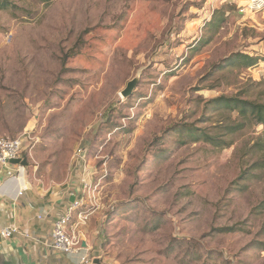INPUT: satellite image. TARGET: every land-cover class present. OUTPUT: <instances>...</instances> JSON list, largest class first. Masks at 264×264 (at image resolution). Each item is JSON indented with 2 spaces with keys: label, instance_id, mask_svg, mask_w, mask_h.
I'll return each instance as SVG.
<instances>
[{
  "label": "rangeland",
  "instance_id": "1",
  "mask_svg": "<svg viewBox=\"0 0 264 264\" xmlns=\"http://www.w3.org/2000/svg\"><path fill=\"white\" fill-rule=\"evenodd\" d=\"M2 1L0 137L23 136L28 165L0 167V192L16 181L31 198L75 193L88 264H264V127L226 136L231 147L195 140L226 132L215 99L264 103V11ZM237 53L259 62L229 66Z\"/></svg>",
  "mask_w": 264,
  "mask_h": 264
},
{
  "label": "crops",
  "instance_id": "2",
  "mask_svg": "<svg viewBox=\"0 0 264 264\" xmlns=\"http://www.w3.org/2000/svg\"><path fill=\"white\" fill-rule=\"evenodd\" d=\"M8 183L0 192V230L12 225L20 229L13 238L1 239L0 246L9 264H82V257L89 256L93 250L91 241H82V249L75 254L50 247L54 223L67 212L75 193L54 191L31 198L25 193L18 196L20 189L16 181ZM77 232L80 236L78 229Z\"/></svg>",
  "mask_w": 264,
  "mask_h": 264
},
{
  "label": "built area",
  "instance_id": "3",
  "mask_svg": "<svg viewBox=\"0 0 264 264\" xmlns=\"http://www.w3.org/2000/svg\"><path fill=\"white\" fill-rule=\"evenodd\" d=\"M251 14H257L264 11V0H248L247 6L242 10ZM24 137L19 136L16 138L0 137V167L2 170L12 171V169L24 170L21 165H12L10 162L13 160H23L27 158L25 156ZM16 179V178H14ZM24 191L20 189L18 196H22ZM75 197L74 202L70 204L67 212L61 215L54 223L52 230V241L50 247L58 252L65 254H75L82 249V241L78 235L76 225L74 221L75 212L82 207V201L78 197ZM83 214L79 215L80 221ZM20 233L19 227L12 225L4 227L0 230L2 239L9 240L15 235ZM88 255L82 257L81 263L87 264Z\"/></svg>",
  "mask_w": 264,
  "mask_h": 264
},
{
  "label": "trees",
  "instance_id": "4",
  "mask_svg": "<svg viewBox=\"0 0 264 264\" xmlns=\"http://www.w3.org/2000/svg\"><path fill=\"white\" fill-rule=\"evenodd\" d=\"M2 2V6H6V1L3 0ZM258 62L259 60L254 56L237 53L229 59L228 65L249 69L254 67ZM219 69L222 70L223 67L219 66ZM213 102L218 104L220 107H223V109L226 111L225 120L228 122L225 127L226 132L220 139V137L212 138L208 133L201 131V135L196 137V141L204 139V141L207 143H211L217 147H231L233 143H228V141L225 140L226 136L237 135L238 132L242 131L249 124L256 127H264V103L239 99L237 97L224 96L215 99ZM260 207L264 208V202L261 203ZM225 230L228 232H234L238 229L234 227L222 229V231Z\"/></svg>",
  "mask_w": 264,
  "mask_h": 264
},
{
  "label": "water",
  "instance_id": "5",
  "mask_svg": "<svg viewBox=\"0 0 264 264\" xmlns=\"http://www.w3.org/2000/svg\"><path fill=\"white\" fill-rule=\"evenodd\" d=\"M138 84V79H134L132 81H130L128 84H127V87L125 88V90L121 93V95L124 97V98H129L133 95V92L136 88ZM12 165H21L22 167H27L28 165V160L27 158H24L23 160H13L10 162ZM75 200V197L71 198V202L73 203ZM1 234H0V243H1ZM98 263V261H97ZM0 264H9V261H8V257L7 255L4 253V251L2 250L1 246H0Z\"/></svg>",
  "mask_w": 264,
  "mask_h": 264
},
{
  "label": "bare ground",
  "instance_id": "6",
  "mask_svg": "<svg viewBox=\"0 0 264 264\" xmlns=\"http://www.w3.org/2000/svg\"><path fill=\"white\" fill-rule=\"evenodd\" d=\"M22 189V188H21Z\"/></svg>",
  "mask_w": 264,
  "mask_h": 264
}]
</instances>
